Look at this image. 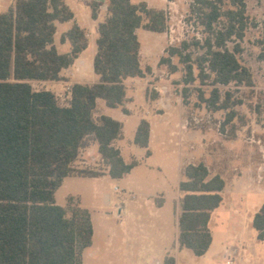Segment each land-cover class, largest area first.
Returning <instances> with one entry per match:
<instances>
[{"label": "trees", "instance_id": "trees-1", "mask_svg": "<svg viewBox=\"0 0 264 264\" xmlns=\"http://www.w3.org/2000/svg\"><path fill=\"white\" fill-rule=\"evenodd\" d=\"M90 8L96 19L98 4ZM73 18L64 0H15L0 13V264H83L82 253L93 238L90 213L75 205L73 197L64 206L57 205L55 192L66 177L103 176L102 171L74 167L80 151L92 145L112 179L122 178L137 164L126 163L115 146L122 123L106 115L95 117L96 102L102 99L109 108L124 105V82L143 79L151 71L141 66L136 30L162 34L167 16L146 2L106 0L92 62L98 82L72 84L66 104L60 105L52 91H36L30 82L62 81L61 72L87 48L85 31L73 23L59 38L60 44L68 42L69 51H57L56 24ZM186 20L201 28V37L169 46L158 65L175 73L178 68L172 59L177 58L185 85L183 103L194 92V107L203 105L210 113L225 111L221 130L231 123L228 137L234 139L238 129L233 124L234 107L243 101L221 87L254 86L252 73L241 59L251 25L245 1L190 0ZM256 45L258 59L264 61V23ZM195 82L211 87L208 96L199 87H186ZM149 141L150 124L142 119L134 144L147 148ZM181 178L177 247L202 257L212 243L209 221L222 204L226 183L220 174L211 176L202 161L183 165ZM251 227L256 239L264 241V204L252 217ZM163 264H175L174 257L166 256Z\"/></svg>", "mask_w": 264, "mask_h": 264}, {"label": "rangeland", "instance_id": "rangeland-1", "mask_svg": "<svg viewBox=\"0 0 264 264\" xmlns=\"http://www.w3.org/2000/svg\"><path fill=\"white\" fill-rule=\"evenodd\" d=\"M244 1L251 25L242 43L241 59L252 73L254 86L221 87L232 90L235 100L243 101L234 107L233 124L238 129L234 139H229L231 123L221 130L225 111L210 113L203 105L194 107L197 102L194 92L183 103L181 92L185 85L181 82L182 65L178 59H172L178 68L175 73L158 65L169 46L192 36L201 37V28L186 20L190 0H132L134 4L147 2L150 8L163 10L167 30L162 34L136 30L143 68L149 67L151 71L144 79L127 86L128 105L109 108L98 99L94 116L106 115L122 123V136L115 146L126 163L137 161V164L122 178L112 179L92 145L80 151L74 167L102 171L103 176L66 177L54 195L57 205L64 206L67 198L73 197L75 205L78 203L90 213L93 238L91 246L82 253L83 264H163L166 256L176 258L177 264H209L207 257H196L188 249L176 248L181 168L200 161L207 165L211 176L220 174L226 183L221 193L222 204L209 223L213 249L221 244L228 251V259L220 258L216 264H229V260L232 264H264V241L256 239V231L251 227L252 217L264 204V61L258 59L260 49L256 45L264 23V0ZM72 3L84 8L80 2ZM9 7L8 0H0V13ZM105 17L106 13L101 12L96 21L88 17V23L84 24L90 35L89 46L80 57L84 61L85 80L77 77L73 67L70 81L98 82L92 69L98 35L95 26ZM68 27V23L59 24L54 37L61 54L69 51L68 42H58L61 32ZM62 74L68 72L63 70ZM30 84L36 91L54 92L60 105L68 100L67 89L61 83L31 81ZM163 86L167 91L161 89ZM186 87H199L205 96L211 89L199 82ZM153 94L166 98V109L156 105ZM141 119L150 121L153 129L147 148L134 144ZM190 147V154L186 153Z\"/></svg>", "mask_w": 264, "mask_h": 264}, {"label": "crops", "instance_id": "crops-1", "mask_svg": "<svg viewBox=\"0 0 264 264\" xmlns=\"http://www.w3.org/2000/svg\"><path fill=\"white\" fill-rule=\"evenodd\" d=\"M75 1H77V2H80V3H82L83 5H84V8H80L79 6H76V5H73V3L72 2H75ZM8 2L10 3V6H12L13 4H14V2H15V0H8ZM64 2H65V4L70 8V10L73 12V15H74V18H73V20L72 21H70V22H67L68 24H69V27L67 28V29H65V30H63L62 32H61V34L62 33H64V32H66L67 30H69L70 28H71V26H72V24L73 23H75V24H77L81 29H83L84 31H85V33H86V37H87V42H88V38H89V33H88V31H87V29L85 28V26H84V24L85 23H88V17L89 18H91L93 21H96L97 19H98V17H99V14L101 13V12H105L106 13V0H72L70 3L67 1V0H64ZM72 3V4H71ZM92 3H97L98 4V8H97V12H96V19H93L92 17H91V8H90V5L92 4ZM147 3V2H146ZM87 6H88V9H87ZM93 27H94V25H93ZM96 28L98 27V25L97 26H95ZM58 28H59V23H57L56 24V33H57V30H58ZM97 30V29H96ZM55 33V34H56ZM61 34H60V36H61ZM60 36H59V38H60ZM55 37V36H54ZM96 40V39H95ZM58 42H59V40H58ZM54 43H55V40H54ZM88 46H89V44L87 45V48H88ZM69 48H70V46H69ZM87 48L83 51V52H81L80 54H79V56L77 57V59L74 61V63L69 67V68H67V69H65V71H67L68 72V74H66V75H63L62 74V72H61V75L63 76V80L62 81H58V82H55V83H61V84H63L65 87L64 88H66L67 89V94H66V97H67V99L69 98V93H68V91H69V88H70V86L72 85V84H74V83H80V84H85V81H78V82H74V81H70V76L71 75H69V73H72V68L74 67L75 68V72H76V75H77V77L80 79V80H85L84 79V75L82 74V67L84 66V61L83 60H81V55L87 50ZM94 55H95V53H94ZM94 55H93V57H94ZM142 56V47H141V49H140V57ZM92 62H93V59H92ZM143 63H142V61H141V66L143 67V65H142ZM144 79V78H143ZM135 80H142V79H139V78H134V79H127L125 82H124V84H125V86H126V100H125V103H124V105L126 104V105H128L129 103H128V99H129V97H128V90H127V86L129 85V84H132ZM47 83H53V82H47ZM94 84V83H93ZM155 90H157V88H154ZM161 89L162 90H164V91H167V88L166 87H161ZM48 91H50V90H48ZM54 93V92H53ZM152 99L153 100H155V103H156V105L160 108V109H166V107H167V105H166V103H168V102H166V98H162L161 96H158V95H156V97H152ZM127 101V102H126ZM123 105V106H124ZM126 111H128V109L127 108H124ZM165 111V110H164ZM113 119V118H112ZM142 120V119H141ZM146 120V119H145ZM148 121V120H147ZM149 122V124H150V141H149V143L151 142V134L153 133V129H152V125H151V122L150 121H148ZM149 145V144H148ZM192 147H190L189 149H186L185 151H186V153H189L190 154V149H191ZM188 164V163H187ZM219 208V207H218ZM217 208V209H218ZM217 209H215V210H217ZM214 210V211H215ZM213 211V212H214ZM213 212H212V214H213ZM211 214V215H212ZM209 223H210V221H209ZM211 235H212V231H211ZM176 248L178 249V247H177V243H176ZM178 251H180L179 249H178ZM227 250L226 249H223V246L220 244L218 247H216L215 249H213V235H212V243H211V246L209 247V249H208V251L206 252V254L204 255V256H202V257H207V260H208V262H209V264H216V262L217 261H220V258L222 259H228V257H227ZM175 259V264H177V262H176V258H174ZM228 263L229 264H232L233 263V261H228Z\"/></svg>", "mask_w": 264, "mask_h": 264}]
</instances>
